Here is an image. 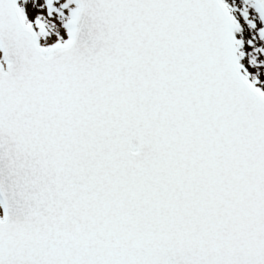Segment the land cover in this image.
Masks as SVG:
<instances>
[{
	"label": "snow or ice",
	"instance_id": "obj_1",
	"mask_svg": "<svg viewBox=\"0 0 264 264\" xmlns=\"http://www.w3.org/2000/svg\"><path fill=\"white\" fill-rule=\"evenodd\" d=\"M0 264H264V0H0Z\"/></svg>",
	"mask_w": 264,
	"mask_h": 264
}]
</instances>
